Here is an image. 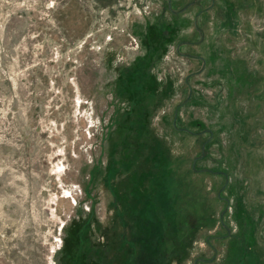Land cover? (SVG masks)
Returning a JSON list of instances; mask_svg holds the SVG:
<instances>
[{
    "label": "rangeland",
    "instance_id": "obj_1",
    "mask_svg": "<svg viewBox=\"0 0 264 264\" xmlns=\"http://www.w3.org/2000/svg\"><path fill=\"white\" fill-rule=\"evenodd\" d=\"M176 37L201 44L175 47ZM187 54L205 60L201 71ZM187 95L178 120L212 138L170 129ZM143 101L153 111L141 157L136 133L120 140L118 122L139 112L144 126ZM160 142L173 162L203 155L199 167L227 173L206 176L200 188L216 193L227 181L224 222L248 239L246 253L235 240L215 242V253L197 240L195 255L250 264L249 237L264 241V0H0V264H122L117 255L94 260L114 246L117 217L140 227L151 215L142 199L126 203L130 217L117 213L135 179L122 180L116 166L130 156L142 178L153 170L166 186L169 177L149 167ZM180 205L171 212L195 206Z\"/></svg>",
    "mask_w": 264,
    "mask_h": 264
},
{
    "label": "trees",
    "instance_id": "obj_2",
    "mask_svg": "<svg viewBox=\"0 0 264 264\" xmlns=\"http://www.w3.org/2000/svg\"><path fill=\"white\" fill-rule=\"evenodd\" d=\"M197 31L201 34L199 29H197ZM162 35L165 39L166 36L164 34ZM174 39L173 43L175 47L180 45L189 46L196 44L188 39H182L179 37ZM200 39H202V36ZM198 43L201 44L200 41H198L197 44ZM186 57L200 60L199 57L191 56V54H187ZM203 67L204 63L201 62L199 70L201 71ZM148 73V70H146V72L142 75L145 82L149 79ZM168 84L170 86L168 88L166 87L162 91L165 97L169 96L167 91L171 88L172 82L169 81ZM188 85L189 84H187V86ZM124 87H126L125 84ZM154 96L155 95L151 96L144 93L142 97L143 100L153 99L155 102L156 98ZM187 97L188 95L175 106L173 118L168 124L170 129L178 135L192 136L195 139L196 137L202 136L204 132H208L210 134L209 138H212L214 132L211 129L199 125L202 128L200 131L191 132L186 124L178 120L177 111L180 106L186 104V100L189 98ZM143 104L144 109L140 111L145 118L144 126H141V123L138 126L136 125V123L140 121L138 118L139 112L135 114L134 112H129V114H126V116L133 115L134 117L132 123L128 122L125 127L121 126V123L118 122L120 124L119 134H121V136L118 134L120 136V140H123L122 134H124L123 132L126 130L136 133L135 140L138 142H136L133 147L138 149L136 153L139 155L141 154V157H143L146 151L145 147L147 146L148 139H150L151 136L152 131L148 125V120L150 119L151 112L153 111V107L148 108L144 101ZM141 132L142 135L140 137L138 134H141ZM209 138L203 140L199 144L198 148L200 155L203 151H206L203 148L208 144ZM166 155L170 158L168 162L165 158H163ZM200 155L199 157L194 156L193 158H190L191 160H187L185 156H178L173 162L167 147L162 142L157 143L155 145L154 152L152 153L149 167H155L159 170V172H163V179L167 176L169 177L170 181L169 179L167 180L168 183L166 182V186L161 183H157L155 179V172L153 170L149 169L150 171H144V174L146 173L147 176L142 178L140 176V172L136 170L137 161L130 159V156L119 161L120 163L116 166L117 174L122 175V180L124 175H126V178L131 177L133 178L132 180L135 179V181L130 184V191H128L129 194H126L125 196V198L127 197V200L123 204L122 208H117V213L121 215L123 211H127V215H129L131 209L126 206V203L129 206H133L142 199L150 208L151 219H149L146 224L140 223L141 225L139 227L136 225L137 222H131V225L126 221L123 222L121 219L124 215H122V218L120 216L117 217L119 221L122 222V226L118 227L120 233L118 232V234L115 235L114 246L112 245L113 248L111 246L108 251L109 257L99 256L98 260L94 258L95 263H97V261L100 262V259L102 260V263L104 260H108L110 262L111 257L117 255L116 257L121 259L122 264H135L137 263V260L139 261V264H184L188 259L191 260L190 264H209L215 261V255H212L210 258H207L205 254L195 255L196 253L193 249L197 240H203L206 248L213 253H215L217 249L215 242L219 243L223 240L239 241V235L233 234L231 229L224 222V209L220 208V204H224V202H226V198L224 199L219 192L225 186L227 181L219 188V190L216 191V193L210 186L205 185L200 188L203 180L206 179V176L216 177L217 175H222L225 180H228V175L225 171L220 170V168L209 169L199 167L198 164L204 158L203 155ZM160 158H163L162 163L156 165V162H158ZM130 161L133 162L130 164ZM187 161L188 164H186ZM126 178L124 180H126ZM210 195H213L212 198ZM209 199L211 201V205L209 203ZM189 200L193 201L195 204V206L193 205L192 208H189L190 210L185 208L184 212L179 214L176 213L175 209L171 212L170 207L173 203L184 206L188 205ZM128 217H130V215ZM133 224L137 227L136 231L132 228ZM216 225L220 227V231L218 233L210 234L205 232L209 228H214ZM150 233L152 234L151 236H149ZM241 251L246 253V247H243V244L241 246ZM103 253L104 252L99 250V254Z\"/></svg>",
    "mask_w": 264,
    "mask_h": 264
},
{
    "label": "crops",
    "instance_id": "obj_3",
    "mask_svg": "<svg viewBox=\"0 0 264 264\" xmlns=\"http://www.w3.org/2000/svg\"><path fill=\"white\" fill-rule=\"evenodd\" d=\"M203 60L204 59L202 58L199 61L203 62ZM235 63L238 64V65L242 64L243 65V69H244L245 66H248V63L245 62L242 57L238 58V59L236 58ZM239 66H241V65H239ZM251 74H252V72L248 73L247 79L249 78L250 80H252ZM234 80L236 81L237 79L235 78ZM244 240L248 241V239H246V236L239 235V241H237V242H240V243L244 244L243 243V242H245ZM244 245L247 246L246 242H245ZM249 246H250V252H251L250 253V264H264V262H262V258H263L262 254H264V241L259 240V238H257V236L249 237Z\"/></svg>",
    "mask_w": 264,
    "mask_h": 264
},
{
    "label": "flooded vegetation",
    "instance_id": "obj_4",
    "mask_svg": "<svg viewBox=\"0 0 264 264\" xmlns=\"http://www.w3.org/2000/svg\"><path fill=\"white\" fill-rule=\"evenodd\" d=\"M178 47V46H177Z\"/></svg>",
    "mask_w": 264,
    "mask_h": 264
}]
</instances>
